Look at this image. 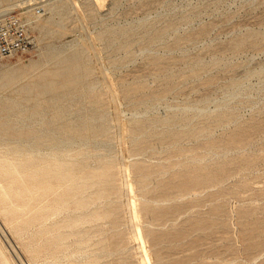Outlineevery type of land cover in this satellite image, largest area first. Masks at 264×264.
I'll list each match as a JSON object with an SVG mask.
<instances>
[{
	"label": "rangeland",
	"instance_id": "obj_1",
	"mask_svg": "<svg viewBox=\"0 0 264 264\" xmlns=\"http://www.w3.org/2000/svg\"><path fill=\"white\" fill-rule=\"evenodd\" d=\"M0 11L31 43L0 60V155H22L0 166L34 164L47 179L0 174L3 264H264V0H0ZM70 78L79 87L61 90ZM63 165L75 173L51 176ZM79 179L98 184L69 194Z\"/></svg>",
	"mask_w": 264,
	"mask_h": 264
},
{
	"label": "bare ground",
	"instance_id": "obj_2",
	"mask_svg": "<svg viewBox=\"0 0 264 264\" xmlns=\"http://www.w3.org/2000/svg\"><path fill=\"white\" fill-rule=\"evenodd\" d=\"M3 13H5L4 11H0V16L3 14ZM150 29V28H149ZM150 32V31H149ZM109 36V35H108ZM137 36V35H136ZM122 37V36H121ZM147 39V38H146ZM254 39H255V42L256 41H263L264 39L261 37V36H256V37H254ZM141 40V39H140ZM247 41H246V39H243V40H241V41H239V42H237V43H234L233 45H232V47L233 48H237V47H240V46H242V45H244L245 43H246ZM113 43V42H112ZM104 44V43H103ZM124 44V43H123ZM112 45H114V44H112ZM125 48V47H124ZM229 52V51H228ZM73 56H75V55H73ZM83 61L84 60V54H83V51L77 56V58H75V60H73V62H72V64H75V63H77L78 61ZM155 60H158V59H155ZM85 63V62H84ZM86 64V63H85ZM69 66V65H68ZM155 66V65H154ZM61 67H63V66H61ZM52 69H54V68H52ZM76 69V68H75ZM90 71V70H89ZM74 72V71H73ZM93 72V71H92ZM91 72V73H92ZM43 74V73H42ZM87 74V73H86ZM167 74V73H166ZM91 75V74H90ZM168 75H169V73H168ZM39 76V75H38ZM60 76V72H57V73H48L47 74V77L48 78H56V77H59ZM4 77V76H3ZM174 77V76H173ZM195 77V76H194ZM84 79V78H83ZM163 79V78H162ZM168 79V78H167ZM39 80V79H38ZM43 80V79H42ZM41 80V81H42ZM52 80V79H51ZM94 80V79H93ZM156 81V80H155ZM11 82H13V79L11 78V77H9L8 78V81H7V83L8 84H10ZM93 82V81H92ZM91 81H90V83H92ZM40 83V82H39ZM43 83V82H42ZM31 85V84H30ZM43 85H45V84H43ZM79 85H80V81L78 80V79H76V78H70V79H68L65 83H64V85L61 87V90H63V91H68V90H72V89H74V91H75V88H77V87H79ZM95 86H96V84H94ZM14 86V85H13ZM94 86V87H95ZM162 86V85H161ZM29 87V86H28ZM37 87V86H36ZM85 87V86H84ZM168 87V86H167ZM50 88L52 89V87H51V85H50V83H49V85L48 86H46V87H44V89L41 91V93L39 94V96H41V95H43V94H45L46 95V93L48 92V90L50 91ZM57 88V87H56ZM83 89V88H82ZM85 89V88H84ZM92 89H93V87H92ZM92 89H89V90H92ZM27 90V89H26ZM33 90V89H32ZM36 90V89H35ZM25 91V90H24ZM52 91V90H51ZM27 92V91H26ZM33 92V91H32ZM86 92V91H85ZM89 92V91H88ZM93 92V91H92ZM21 93V92H20ZM24 93V92H23ZM76 93H78V92H76ZM80 93V92H79ZM84 93V92H83ZM82 93V94H83ZM97 93V92H96ZM147 93V92H146ZM30 95V94H29ZM99 95V94H98ZM133 95V94H132ZM139 95V94H138ZM28 96V95H27ZM24 97V96H23ZM127 97V96H126ZM148 97V96H147ZM41 98V97H40ZM95 98V97H94ZM97 98V97H96ZM100 98V97H99ZM17 99V98H16ZM143 99V98H142ZM7 100V99H6ZM5 100V101H6ZM50 100V99H49ZM71 100V99H70ZM98 100V99H97ZM154 100V99H153ZM10 101H12V100H10ZM24 101V100H23ZM100 101V100H99ZM102 101V100H101ZM61 102V101H60ZM59 102V103H60ZM21 103H22V101H21ZM56 103V102H55ZM46 104V103H45ZM14 105V104H13ZM27 105V104H26ZM133 106V105H132ZM16 107V106H15ZM59 108V107H58ZM39 109V108H38ZM43 109V108H42ZM91 109V108H90ZM136 109V108H135ZM44 110V109H43ZM137 111V110H136ZM21 112V111H20ZM1 113H3L2 111H1ZM7 113H8V111H7ZM23 113V112H22ZM59 113V112H58ZM10 114V113H9ZM9 114H7V115H9ZM35 114V113H34ZM146 114V113H145ZM104 115H105V113H104ZM135 115V114H134ZM11 116V115H10ZM60 116H62V115H60ZM101 116V115H100ZM14 117H16V116H14ZM40 117V116H39ZM104 117V116H103ZM102 117V118H103ZM147 117V116H146ZM13 118V117H12ZM18 118H19V116H18ZM52 118H53V116H52ZM3 119H5V118H3ZM2 119V120H3ZM7 119V118H6ZM25 119V118H24ZM37 119V118H36ZM65 119V118H64ZM229 119V118H228ZM63 120V119H62ZM145 120V119H144ZM178 120H180V119H178ZM17 121V120H16ZM15 121V122H16ZM31 121V120H30ZM80 121V120H79ZM99 121H101V120H99ZM170 121H171V119H170ZM85 122V121H84ZM146 122V121H145ZM227 122V121H226ZM8 123V122H7ZM51 123V122H50ZM103 123H104V121H103ZM102 123V124H103ZM150 123V122H149ZM171 123V122H170ZM184 123V122H183ZM215 123V122H214ZM213 123V124H214ZM220 123V122H219ZM225 123V122H224ZM67 124V123H66ZM85 124V123H84ZM83 124V125H84ZM96 124V123H95ZM98 124V123H97ZM167 124V123H166ZM169 124V123H168ZM208 124V123H207ZM217 124V123H216ZM4 125H6V124H4ZM41 125V124H40ZM45 125V124H44ZM54 125H55V123H54ZM89 125V124H88ZM137 125V124H136ZM148 125V124H147ZM200 125V124H199ZM204 125H206V124H204ZM6 126H8V125H6ZM14 126V125H13ZM22 126V125H21ZM72 126V125H71ZM103 126V125H102ZM171 126V125H170ZM15 128H16V126H14ZM23 127V126H22ZM49 127V126H48ZM89 127V126H88ZM174 127V126H173ZM197 127H200V126H197ZM223 127V126H222ZM24 128V127H23ZM49 128H51V127H49ZM142 128V126L141 125H138L137 127H136V129L137 130H140ZM152 128V127H151ZM150 128V129H151ZM205 128V127H204ZM4 129V128H3ZM27 129V128H26ZM53 129V128H52ZM98 129V128H97ZM132 129V128H131ZM149 129V130H150ZM11 130V129H10ZM20 130V129H19ZM30 130V129H29ZM39 130V129H38ZM90 130H91V128H90ZM148 130V131H149ZM178 130V129H177ZM192 130V129H191ZM41 131V130H40ZM47 131V130H46ZM52 131V130H51ZM70 131V130H69ZM131 131V130H130ZM147 131V132H148ZM154 131V130H153ZM166 131H167V128H166ZM179 131H180V129H179ZM179 131H177V132H179ZM15 132H17V131H15ZM50 131L48 130V133H49ZM137 132V131H136ZM142 132V131H141ZM183 132V131H182ZM193 132V131H192ZM52 134H54L53 132H51ZM139 133V132H138ZM152 133V132H151ZM170 134H171V132H170ZM7 135V134H6ZM57 135V134H56ZM79 135V134H78ZM77 135V136H78ZM85 135H87V134H85ZM105 135V134H104ZM8 136V135H7ZM39 136V135H38ZM103 136V135H102ZM42 137V136H41ZM43 138V137H42ZM41 138V139H42ZM48 138V137H47ZM54 138V137H53ZM56 138V137H55ZM67 138V137H66ZM71 138V137H70ZM145 138V137H144ZM148 138V137H147ZM159 138V137H158ZM174 138V137H173ZM146 139V138H145ZM157 139V138H156ZM160 139V138H159ZM162 139V138H161ZM165 139V138H164ZM36 140H39V139H37L36 138ZM55 140V139H54ZM147 140H149V139H147ZM146 140V141H147ZM195 140V139H194ZM56 141H58L57 139H56ZM59 141H61V140H59ZM22 142V141H21ZM65 142V141H64ZM88 142V141H87ZM148 142V141H147ZM171 142V141H170ZM24 143V142H23ZM50 143V142H49ZM158 143V142H157ZM165 143V142H164ZM73 144V143H72ZM76 144V143H75ZM68 145L69 146H71V144H66V147H68ZM139 145H141V143L139 144ZM144 145V144H143ZM74 146V145H73ZM73 146H72V148H73ZM175 146V145H174ZM13 147V146H12ZM20 147V146H19ZM80 147V146H79ZM85 147V146H84ZM87 147V146H86ZM163 147V146H162ZM25 148V147H24ZM48 148V147H47ZM64 148V147H63ZM62 148V149H63ZM68 148H70V147H68ZM78 148V147H77ZM164 148V147H163ZM14 149H17V148H15L14 147ZM26 149H28V148H26ZM44 149V148H43ZM53 148H51V150H52ZM59 149H61V146L59 147ZM74 149V148H73ZM72 149V150H73ZM147 149V148H146ZM12 150V149H11ZM46 151L47 150H49V148L48 149H45ZM64 150V149H63ZM68 150V149H67ZM67 150H64V151H67ZM78 150H79V148H78ZM82 150V149H81ZM29 151V150H28ZM28 151H27V154H28ZM54 151V150H53ZM52 151V152H53ZM58 151V150H57ZM83 151V150H82ZM149 151V150H148ZM147 151V152H148ZM155 151V150H154ZM59 152V151H58ZM67 152H70V151H67ZM99 152V151H98ZM211 152V151H210ZM1 153V152H0ZM21 153V152H20ZM35 153V152H34ZM38 153V152H37ZM77 153V152H76ZM91 153V152H90ZM96 153V152H95ZM32 154H33V151H32ZM49 154V153H48ZM69 154V153H68ZM75 154V153H74ZM83 154V156H85L84 155V153H82ZM138 154V153H137ZM41 155V154H40ZM71 155V154H70ZM72 155H73V153H72ZM143 155V154H142ZM146 155V154H145ZM211 155H213V154H211ZM13 155H10V153L8 154H5L4 155V153H2L1 155H0V160H2V159H4V158H7L8 160L9 159H11V161L14 159L13 157H16V155L15 156H13ZM22 156V155H21ZM21 156L20 157H16V158H21ZM31 156V155H30ZM65 156H68V155H65L64 153H53V154H51V155H49V158H51V159H54L56 162L57 161H62L63 160V158H65ZM80 156V155H79ZM144 156V155H143ZM69 157V156H68ZM71 157V156H70ZM76 157H78V156H76ZM100 157H101V155H100ZM104 157H105V155H104ZM109 157V156H108ZM191 157V156H190ZM211 157V156H210ZM209 157V158H210ZM31 158V157H30ZM30 158H28V159H30ZM35 158V157H34ZM38 158H39V154H38ZM41 158V157H40ZM39 158V159H40ZM72 158V157H71ZM82 158V157H81ZM208 158V157H207ZM24 159V158H23ZM36 159V158H35ZM48 159V158H47ZM46 159V160H47ZM62 159V160H61ZM6 159H4V161H5ZM7 160V161H8ZM70 160V159H69ZM84 160V159H83ZM23 161V160H22ZM26 161V160H25ZM48 161H50L49 159H48ZM73 162H74V160H72ZM86 161V160H85ZM112 161V160H111ZM6 162V161H5ZM9 162V161H8ZM43 162H45V161H43ZM51 162H52V160H51ZM55 162V163H56ZM79 162H80V160H79ZM78 162V163H79ZM82 162V161H81ZM89 162V161H88ZM99 162V161H98ZM102 162V161H101ZM95 162H93V164H94ZM189 163V162H188ZM8 164V163H7ZM45 164V163H44ZM58 164V163H57ZM83 164V163H82ZM198 164V163H197ZM196 164V165H197ZM6 165V164H5ZM113 165H114V163H113ZM193 165V164H192ZM2 166V167H1ZM0 166V174L1 175H3L5 178H7V179H10V178H13V177H15L16 175H17V177H18V175H20V174H25L26 175V177L27 176H29V177H34V178H36L37 180H39V182H42L43 184L45 183L46 184V182H47V179L46 178H41L40 177V174H39V172H38V170H37V166L36 165H34V164H29V165H24V164H21V163H18V162H14L12 165H8L7 166V169H3V165H1ZM84 166V165H83ZM189 166H191V164L189 165ZM188 166V167H189ZM89 167H90V165H89ZM92 167H93V165H92ZM112 168V167H111ZM95 170V169H94ZM75 171H76V169H75V167L74 166H71V165H63L62 167H60V168H58V169H56V170H54V172L51 174V176H57V178L58 177H64V176H67V175H71V174H73V173H75ZM95 172V171H94ZM109 173H111V172H109ZM95 174V173H94ZM0 175V176H1ZM44 175V174H43ZM100 176L101 177H103V175L102 174H100ZM23 177H24V175H23ZM4 178V179H5ZM25 178V177H24ZM66 178V177H65ZM20 179H22V178H20ZM76 179H77V177H76ZM103 179V178H102ZM6 180V179H5ZM31 180V179H30ZM60 180V179H59ZM10 181V180H9ZM12 181V180H11ZM62 181V180H61ZM64 181V180H63ZM8 182V181H7ZM21 181H19V182H17L18 183V185H19V183H20ZM8 184V183H7ZM12 184V183H11ZM14 184V183H13ZM74 184V183H73ZM98 184V182H96L94 179H90V180H83V179H79L78 180V182L74 185V187H73V189H71L69 192V194H74L77 190H83V189H87V188H90L91 186H95V185H97ZM2 185V184H1ZM15 185V184H14ZM70 185V184H69ZM3 186V185H2ZM22 186V185H21ZM33 186H34V184H33ZM57 186H58V184H57ZM5 188V187H4ZM10 188V187H9ZM31 188V187H30ZM65 188V187H64ZM99 188V187H98ZM63 189V188H62ZM61 190V189H60ZM96 190V189H95ZM1 191V190H0ZM12 191V190H11ZM17 191V190H16ZM58 191V190H57ZM3 192V191H2ZM13 192V191H12ZM11 192V193H12ZM35 192H36V190H35ZM37 192H38V190H37ZM65 192H67V191H65ZM19 193V192H18ZM44 193H46L45 191H44ZM84 193V192H83ZM38 194V193H37ZM34 195H36V194H34ZM57 195V194H56ZM96 195V194H95ZM3 196V195H2ZM2 196H0V197H2ZM19 196V195H18ZM55 196V195H54ZM29 197V196H28ZM33 197V196H32ZM102 197V196H101ZM20 197H18V199H19ZM33 198H35V196L33 197ZM39 198V197H38ZM98 198V197H97ZM103 198V197H102ZM105 198V197H104ZM108 198V197H107ZM11 199V198H10ZM21 199H22V196H21ZM28 199V198H27ZM56 199V198H55ZM69 199V198H68ZM75 199V198H74ZM86 200V198H84V195L83 194H81V196H80V201H82V200ZM115 199V198H114ZM61 200V199H60ZM97 200V199H96ZM104 200V199H103ZM106 200V199H105ZM13 201V200H12ZM22 201V200H21ZM24 201V200H23ZM30 201V200H29ZM48 201V200H47ZM114 201V200H113ZM41 203V202H40ZM107 203V202H106ZM29 204V203H28ZM43 204H45V202L43 203ZM101 204V203H100ZM4 205V204H3ZM42 205V204H41ZM48 205V204H47ZM75 205V204H74ZM78 205V204H77ZM0 206H1V204H0ZM9 206H10V204H9ZM38 206V205H37ZM66 206V205H65ZM19 207V206H18ZM53 207H54V205H53ZM57 207V206H56ZM80 207V206H79ZM78 207V208H79ZM4 208V207H3ZM9 208V207H8ZM15 208V207H14ZM38 208H40V207H38ZM37 208V209H38ZM75 208V207H74ZM83 208V207H82ZM2 209V208H1ZM5 209V208H4ZM37 209H35V210H37ZM61 209V208H60ZM63 209V208H62ZM83 209H85V208H83ZM82 209V210H83ZM3 210V209H2ZM20 210V209H19ZM17 211V212H20V211ZM45 210V209H44ZM9 211H10V209H9ZM67 211V210H66ZM3 212V211H2ZM13 212V211H12ZM47 212V211H46ZM14 213V212H13ZM12 213V215H14ZM29 213V212H28ZM32 213V212H31ZM83 213H85V212H83ZM16 214V213H15ZM21 214H22V211H21ZM52 214H53V212H52ZM6 215H7V212H6ZM5 215V216H6ZM9 215H10V213H9ZM90 215V214H89ZM25 216V215H24ZM27 216V215H26ZM64 216V215H63ZM14 216H12V219H14L13 218ZM44 217V216H43ZM3 218V217H2ZM27 218H29V217H27ZM90 218V217H89ZM52 219H53V217H52ZM59 219V218H58ZM80 219V218H79ZM15 220V219H14ZM13 220V221H14ZM16 220H18V219H16ZM23 220V219H22ZM56 220H57V218H56ZM55 220V221H56ZM78 220V219H77ZM76 220V221H77ZM83 220V219H82ZM91 220V219H90ZM75 221V222H76ZM80 221V220H79ZM92 221V220H91ZM97 221V220H96ZM25 222V221H24ZM51 222V221H50ZM64 222V221H63ZM83 222V221H82ZM93 222H95L94 220H93ZM99 222V221H98ZM105 222V221H104ZM13 223V222H12ZM18 223V222H17ZM42 223V222H41ZM15 224V223H14ZM52 224H53V222H52ZM58 224H59V221H58ZM62 224H64L65 225V223H62L61 222V225ZM67 224V223H66ZM13 225V224H12ZM32 225V224H31ZM43 225V224H42ZM49 225H51V223L49 224ZM57 225V224H56ZM70 225V224H69ZM76 225V224H75ZM54 226V225H53ZM53 226H51V227H53ZM34 227H37V226H34ZM42 227V226H41ZM55 227V226H54ZM19 228V227H18ZM23 228V227H22ZM39 228V227H38ZM63 228V227H62ZM37 229V228H36ZM59 229H60V227H59ZM79 229H81V227L79 228ZM12 230V229H11ZM32 230V229H31ZM56 230V229H55ZM54 230V231H55ZM60 230H62V229H60ZM34 231V230H33ZM53 231V232H54ZM65 231V230H64ZM71 231V230H70ZM51 233V232H50ZM56 233H57V230H56ZM54 235H55V233H54ZM58 235V234H57ZM28 236V235H27ZM32 236V235H31ZM36 237V236H35ZM34 238V237H33ZM68 238V237H67ZM102 238V237H101ZM35 239V238H34ZM78 239V238H77ZM90 239V238H89ZM92 239V238H91ZM103 239V238H102ZM42 240V239H41ZM44 240V239H43ZM42 240V241H43ZM41 241V242H42ZM45 241V240H44ZM61 242V244H62V241H60ZM71 242H73V241H71ZM54 243V242H53ZM88 243V242H87ZM59 244V243H58ZM60 244V246L62 247L63 245H65V244H63V245H61ZM68 244V243H67ZM89 244V243H88ZM87 244V247L89 246ZM77 245V244H76ZM81 245V244H80ZM80 245H78V247H85V246H80ZM26 246V245H25ZM59 246V247H60ZM94 246V245H93ZM96 246V245H95ZM34 246H32V248H33ZM65 247V246H64ZM72 247V246H71ZM71 247H69V249L71 248ZM74 247H76V246H74ZM74 247H72L73 249H71V250H73V251H75L74 249ZM29 248V247H28ZM86 248V247H85ZM49 249V248H48ZM50 249H51V247H50ZM67 249V248H66ZM88 249V251H89V248H86V250ZM31 250V249H30ZM52 250V249H51ZM71 250H69V251H71ZM84 250V249H83ZM95 250V249H94ZM46 251H48V250H46ZM63 251V250H62ZM66 251V250H65ZM69 251H67L68 252V254H70L69 253ZM91 251V250H90ZM89 251V252H90ZM32 252V251H31ZM89 252H87V254L88 255H86L87 257H89ZM53 253V252H52ZM63 253V252H62ZM62 253H60V254H62ZM84 254H85V252H83ZM98 253V252H97ZM96 253V254H97ZM67 254V253H66ZM50 255H51V253H50ZM53 256V255H52ZM77 256V255H76ZM91 256V255H90ZM93 256V255H92ZM2 257V254L0 253V258ZM42 257V256H41ZM44 257V256H43ZM54 257V256H53ZM108 257V256H107ZM60 258V257H59ZM77 258H78V256H77ZM94 258V257H93ZM96 258H97V256H96ZM100 258H102V257H100ZM4 259V258H3ZM69 259H71V257H69ZM89 259V258H88ZM1 260H2V258H1ZM43 260V259H42ZM49 260H51V259H49ZM54 260V259H53ZM72 260H73V258H72ZM74 260H77L76 259V257H74ZM81 260V259H80ZM92 260V258L88 261V263L90 264L91 261ZM4 261V260H3ZM6 261V260H5ZM46 261V260H45ZM55 261H57V259L55 260ZM55 261H54V263H52V264H58L59 262H60V260L59 261H57L56 263H55ZM71 261V260H70ZM69 260H68V262H70ZM79 261V260H78ZM2 261H0V263H1ZM44 262V261H43ZM51 263L52 261H48V263ZM63 261L61 260V263H62ZM65 262V261H64ZM68 262H65L66 264H68ZM72 262L73 261H71V264H72ZM76 262V261H75ZM74 262V263H75ZM60 263V264H61ZM76 263H78V262H76ZM75 263V264H76ZM80 263H83L84 264V262H80ZM79 263V264H80ZM2 264H3V262H2ZM6 264V263H5ZM8 264V263H7ZM87 264V263H86Z\"/></svg>",
	"mask_w": 264,
	"mask_h": 264
},
{
	"label": "built area",
	"instance_id": "obj_3",
	"mask_svg": "<svg viewBox=\"0 0 264 264\" xmlns=\"http://www.w3.org/2000/svg\"><path fill=\"white\" fill-rule=\"evenodd\" d=\"M30 38L23 23L15 16L0 18V60L26 53Z\"/></svg>",
	"mask_w": 264,
	"mask_h": 264
}]
</instances>
